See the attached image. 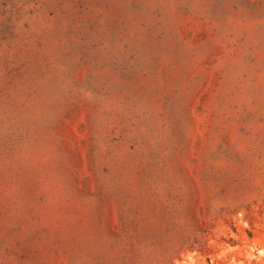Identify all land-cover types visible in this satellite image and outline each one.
I'll use <instances>...</instances> for the list:
<instances>
[{"label": "rangeland", "instance_id": "rangeland-1", "mask_svg": "<svg viewBox=\"0 0 264 264\" xmlns=\"http://www.w3.org/2000/svg\"><path fill=\"white\" fill-rule=\"evenodd\" d=\"M0 264H264V0H0Z\"/></svg>", "mask_w": 264, "mask_h": 264}]
</instances>
